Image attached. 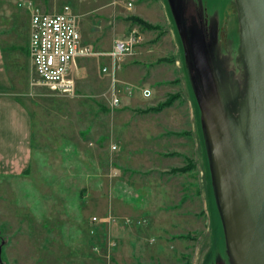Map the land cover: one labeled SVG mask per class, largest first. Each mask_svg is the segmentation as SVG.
Masks as SVG:
<instances>
[{"label": "rangeland", "instance_id": "1", "mask_svg": "<svg viewBox=\"0 0 264 264\" xmlns=\"http://www.w3.org/2000/svg\"><path fill=\"white\" fill-rule=\"evenodd\" d=\"M18 1L0 0V43L8 67L12 53L19 58L11 73L21 87L13 90L32 115L33 152L27 174L0 179V264H234L197 102L201 84L168 1L133 0L127 10L128 0H31L50 13L68 5L88 35L117 29L120 38L140 29L141 43L121 64L132 61L131 74L152 95L143 100L137 90L138 99L117 108L109 106L110 84L93 56L80 58L86 70L78 64L71 72L72 97L28 86L29 74L36 79L24 61L29 11ZM225 2L221 10L186 0L227 99L245 88L246 68L236 3ZM168 99L162 110H149Z\"/></svg>", "mask_w": 264, "mask_h": 264}, {"label": "water", "instance_id": "2", "mask_svg": "<svg viewBox=\"0 0 264 264\" xmlns=\"http://www.w3.org/2000/svg\"><path fill=\"white\" fill-rule=\"evenodd\" d=\"M235 3L246 68L243 91L226 99L199 38L191 55L229 253L234 264H264V0Z\"/></svg>", "mask_w": 264, "mask_h": 264}, {"label": "built area", "instance_id": "3", "mask_svg": "<svg viewBox=\"0 0 264 264\" xmlns=\"http://www.w3.org/2000/svg\"><path fill=\"white\" fill-rule=\"evenodd\" d=\"M116 3L118 0H113L111 4ZM18 6L29 11L28 50L36 75V79L30 83L32 86L43 85L57 94L72 97L75 95L76 82L71 72L76 61L82 57H107L109 63L102 65L101 72L110 79L109 106L117 108L123 105L134 87L124 84L121 88L117 73L122 59L133 55L141 43L142 34L137 26L130 27L125 35L116 38L109 50L98 51L82 43L77 15L68 5L54 13L39 10L31 0H19ZM124 7L130 10L133 0L126 1ZM141 94L148 98L152 92L146 87L141 89ZM112 149H116V146L112 145ZM109 219H112L111 215ZM91 221L97 222L98 217L92 216ZM125 221L128 223L130 219ZM134 224L138 225L140 221L135 220ZM111 246H115V243H111Z\"/></svg>", "mask_w": 264, "mask_h": 264}, {"label": "crops", "instance_id": "4", "mask_svg": "<svg viewBox=\"0 0 264 264\" xmlns=\"http://www.w3.org/2000/svg\"><path fill=\"white\" fill-rule=\"evenodd\" d=\"M78 20V18H77ZM78 28L81 35V41L84 45L90 47H97L98 51L109 50L113 44V41L120 35L117 29L106 30L104 33L95 31L93 35H88V31L84 24L78 20ZM29 17H28V37L25 47L27 49V56L24 55V61H28L30 68H32L31 59L29 57ZM15 49L14 45L11 46ZM3 46L0 43V179H5L9 177H16L21 174H27L28 169L32 160L33 152V120L30 111L23 104L22 100L16 97L14 90L21 84L13 80V75L11 72L16 73L19 69L18 57L12 53L11 57V67L6 65ZM15 51V50H13ZM100 63L98 71L100 74L101 67L103 64L109 63L107 57H97L93 56ZM163 59V58H162ZM159 60V59H158ZM95 62V61H94ZM80 71L86 70L85 61L83 59H78L76 61V66L73 67L72 71L78 68ZM132 61H123L120 64L117 77L120 82L124 84H129L133 86L136 91H134L127 100L123 102V106L133 102L138 99L137 90H141L145 87H140V79L137 76H133L130 70H133ZM13 66V67H12ZM30 74L28 75V86L31 85ZM137 77V78H136ZM105 81L110 83V79L105 75ZM148 88V87H147ZM152 95V94H151ZM142 98H144L141 95ZM149 98V97H148ZM144 98L143 100H148ZM129 99V100H128ZM150 99V98H149ZM128 102V103H127ZM121 144V141H120ZM138 152V149H135ZM127 155H130V150L127 151ZM100 222H106L102 219Z\"/></svg>", "mask_w": 264, "mask_h": 264}, {"label": "flooded vegetation", "instance_id": "5", "mask_svg": "<svg viewBox=\"0 0 264 264\" xmlns=\"http://www.w3.org/2000/svg\"><path fill=\"white\" fill-rule=\"evenodd\" d=\"M168 5L170 6V10L174 13V17L177 21V24L179 25L180 29H182L187 35V43L188 45H192L194 41H196L198 38L201 39L204 47H206V36L201 34L200 29L198 28V22L196 21L194 14L191 13L190 7L188 4H186V0H167ZM189 1V0H188ZM207 1V4L210 5L211 2L214 4H217L220 8L222 5L221 10L224 8L223 2L225 0H203ZM209 2V3H208ZM206 50V49H205ZM209 61V60H208ZM210 63V62H209ZM198 80V77H197ZM197 85H199V80L197 82Z\"/></svg>", "mask_w": 264, "mask_h": 264}, {"label": "trees", "instance_id": "6", "mask_svg": "<svg viewBox=\"0 0 264 264\" xmlns=\"http://www.w3.org/2000/svg\"><path fill=\"white\" fill-rule=\"evenodd\" d=\"M133 22L135 23H138L140 24L141 26H143V28H147V29H152L154 26L151 25L150 23H147L145 21H143L142 19H140L139 17L137 16H132L130 18ZM169 103H171L170 99L166 100V101H163L159 104H157L155 107H151L149 108V110H153V111H160L162 110L164 107H167V105H170ZM198 113V112H197ZM199 115L197 114V122H198V128H199V135H200V138L202 139V135H201V127H200V123H199ZM202 143V142H201ZM192 163H189L188 165L184 166V167H181V168H178L179 171H187L189 170V168H191ZM208 261H209V258H208ZM206 261V263L208 262Z\"/></svg>", "mask_w": 264, "mask_h": 264}, {"label": "bare ground", "instance_id": "7", "mask_svg": "<svg viewBox=\"0 0 264 264\" xmlns=\"http://www.w3.org/2000/svg\"><path fill=\"white\" fill-rule=\"evenodd\" d=\"M229 2V1H228ZM209 3V2H208ZM226 3V2H225ZM236 11V10H235ZM239 38V37H238ZM239 40V39H238ZM237 44H238V42H236ZM236 48H237V46H236ZM240 51V50H239ZM241 56V55H240ZM240 60V59H239Z\"/></svg>", "mask_w": 264, "mask_h": 264}]
</instances>
